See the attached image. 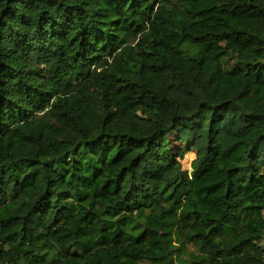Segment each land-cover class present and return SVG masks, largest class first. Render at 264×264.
<instances>
[{"label": "trees", "instance_id": "1", "mask_svg": "<svg viewBox=\"0 0 264 264\" xmlns=\"http://www.w3.org/2000/svg\"><path fill=\"white\" fill-rule=\"evenodd\" d=\"M0 264H264V0H0Z\"/></svg>", "mask_w": 264, "mask_h": 264}, {"label": "rangeland", "instance_id": "2", "mask_svg": "<svg viewBox=\"0 0 264 264\" xmlns=\"http://www.w3.org/2000/svg\"><path fill=\"white\" fill-rule=\"evenodd\" d=\"M195 158V154L194 153H190L186 159L182 162V166H183V170L191 172L192 171V162ZM186 161H190V166L188 167L186 164Z\"/></svg>", "mask_w": 264, "mask_h": 264}]
</instances>
